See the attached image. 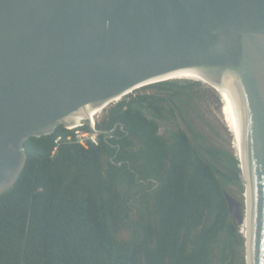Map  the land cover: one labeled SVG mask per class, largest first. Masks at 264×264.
<instances>
[{"label":"water","instance_id":"95a60500","mask_svg":"<svg viewBox=\"0 0 264 264\" xmlns=\"http://www.w3.org/2000/svg\"><path fill=\"white\" fill-rule=\"evenodd\" d=\"M181 75L204 77L232 103L244 213L223 194L246 264H264V0H0V194L30 137Z\"/></svg>","mask_w":264,"mask_h":264},{"label":"trees","instance_id":"16d2710c","mask_svg":"<svg viewBox=\"0 0 264 264\" xmlns=\"http://www.w3.org/2000/svg\"><path fill=\"white\" fill-rule=\"evenodd\" d=\"M197 85L159 81L109 104L96 129L116 127L96 146L52 154L62 125L27 139L0 194V264H246L223 194L243 199L239 158L188 122Z\"/></svg>","mask_w":264,"mask_h":264},{"label":"rangeland","instance_id":"374dc122","mask_svg":"<svg viewBox=\"0 0 264 264\" xmlns=\"http://www.w3.org/2000/svg\"><path fill=\"white\" fill-rule=\"evenodd\" d=\"M178 80L199 82V85L195 86L191 91L192 98L186 105H183L188 122L206 136L209 144L239 157L240 146L237 121L233 115L230 99L224 91L199 80ZM104 109L98 114V117H101ZM176 123H178L177 126L187 130L182 121H177ZM230 193L237 201L245 203L244 193L242 194L243 199H240L239 192L236 189H230ZM244 209V206H241L242 213H244ZM122 235H125L124 230Z\"/></svg>","mask_w":264,"mask_h":264},{"label":"built area","instance_id":"2783aa9c","mask_svg":"<svg viewBox=\"0 0 264 264\" xmlns=\"http://www.w3.org/2000/svg\"><path fill=\"white\" fill-rule=\"evenodd\" d=\"M102 109L95 112L92 116L88 118L87 121H79L78 123L69 128L65 125H62L65 131L67 132L59 134L54 138V148L52 150V154L57 150V147L60 145L77 144L82 146L83 148H88L91 145H98L99 132L96 129V123L99 119L98 114L101 113ZM84 126H86V129H83Z\"/></svg>","mask_w":264,"mask_h":264},{"label":"bare ground","instance_id":"6f19581e","mask_svg":"<svg viewBox=\"0 0 264 264\" xmlns=\"http://www.w3.org/2000/svg\"><path fill=\"white\" fill-rule=\"evenodd\" d=\"M182 76V78H175V79H194V80H199V81H201V82H203V83H209V84H211V85H214L215 87H217L213 82H211V81H208V80H206L204 77H200V76H196V75H190V76H188V75H181ZM217 88H219V87H217ZM219 89H221V88H219ZM222 90V89H221ZM223 91V90H222ZM225 94H226V92H224ZM231 102V101H230ZM231 106H232V103H231ZM232 110H233V115L235 116V112H234V109H233V106H232ZM97 111H99V110H94L92 113H90L89 115H88V118L90 117V116H92L95 112H97ZM235 119H236V117H235ZM78 123V122H77ZM238 134H239V131H238ZM239 140V139H238ZM239 142H240V140H239ZM239 157H240V153H239ZM238 157V158H239ZM244 224H243V226H242V231H243V233L245 234V235H248V232H249V226H250V213H247L246 212V215H244Z\"/></svg>","mask_w":264,"mask_h":264},{"label":"flooded vegetation","instance_id":"af4514ba","mask_svg":"<svg viewBox=\"0 0 264 264\" xmlns=\"http://www.w3.org/2000/svg\"><path fill=\"white\" fill-rule=\"evenodd\" d=\"M100 119H101V117H99L98 121H100ZM115 127H116V125H115ZM115 127H113V128L110 129V130H103V129L98 130V131H99V135H101V134H105L104 138H106V139H107V138H111V135H112V133L114 132ZM132 142H133L134 144H136L137 140L134 139ZM117 148L119 149V144L117 145ZM147 184H149L148 181H147V182H144V185H147Z\"/></svg>","mask_w":264,"mask_h":264}]
</instances>
